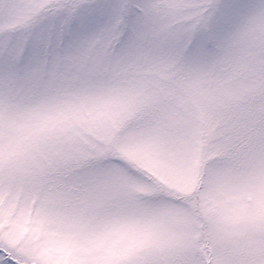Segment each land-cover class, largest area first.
Masks as SVG:
<instances>
[{
	"label": "clouds",
	"instance_id": "1",
	"mask_svg": "<svg viewBox=\"0 0 264 264\" xmlns=\"http://www.w3.org/2000/svg\"><path fill=\"white\" fill-rule=\"evenodd\" d=\"M160 2L133 0L144 6V38L131 30L103 63L77 46L45 45L8 80L0 61V215L36 264H173L193 239L220 264H264V0H163L153 9ZM49 3L33 0L39 15L18 22L17 43L46 25ZM12 10L0 0V16ZM196 24L197 34L214 33L196 56L153 39ZM114 97L145 110L165 105L201 130L205 162L187 225L146 234L143 198L67 159L69 141Z\"/></svg>",
	"mask_w": 264,
	"mask_h": 264
},
{
	"label": "rangeland",
	"instance_id": "2",
	"mask_svg": "<svg viewBox=\"0 0 264 264\" xmlns=\"http://www.w3.org/2000/svg\"><path fill=\"white\" fill-rule=\"evenodd\" d=\"M28 14L30 9L24 7L13 11L11 22L0 16V31L17 26ZM97 112V118L69 141L67 159L106 173L116 192L143 198L147 211L141 228L146 234L163 235L190 223V197L205 162L201 130L165 105L145 110L120 97L105 101ZM103 161L108 164L101 169ZM10 223L7 215H0V230ZM6 234L18 241L14 232Z\"/></svg>",
	"mask_w": 264,
	"mask_h": 264
},
{
	"label": "snow or ice",
	"instance_id": "3",
	"mask_svg": "<svg viewBox=\"0 0 264 264\" xmlns=\"http://www.w3.org/2000/svg\"><path fill=\"white\" fill-rule=\"evenodd\" d=\"M12 12L7 16L11 22L14 10L34 5H21L11 0ZM163 6L153 3V9ZM51 11L46 25L36 27L33 41L23 45L15 41L17 26L0 31V61L5 67L8 80H15L22 74V65L36 58L45 45L49 48L77 46L82 52L92 51L99 63L121 52L129 43L130 31L137 39L144 38L143 29L148 20L141 14L142 4L133 0H50L46 6ZM31 15V14H30ZM38 11L31 19L38 17ZM196 24L189 32L177 36L164 29L154 34L155 42L167 41L181 55L196 56L214 39L211 28L200 29ZM7 228L0 230V264H36L32 252L18 241L7 236ZM173 264H220L212 254L199 250L195 239L177 253Z\"/></svg>",
	"mask_w": 264,
	"mask_h": 264
}]
</instances>
